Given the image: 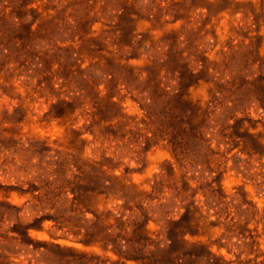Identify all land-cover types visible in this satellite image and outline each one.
Returning <instances> with one entry per match:
<instances>
[{"label": "rangeland", "instance_id": "rangeland-1", "mask_svg": "<svg viewBox=\"0 0 264 264\" xmlns=\"http://www.w3.org/2000/svg\"><path fill=\"white\" fill-rule=\"evenodd\" d=\"M145 222L126 264H264V0H0V264Z\"/></svg>", "mask_w": 264, "mask_h": 264}, {"label": "trees", "instance_id": "trees-1", "mask_svg": "<svg viewBox=\"0 0 264 264\" xmlns=\"http://www.w3.org/2000/svg\"><path fill=\"white\" fill-rule=\"evenodd\" d=\"M173 132V131H172ZM174 137H172L171 141L173 142ZM174 154L175 151H174ZM122 216L117 218V222H120ZM99 220V217L96 216V220L92 222V225L95 224ZM119 220V221H118ZM121 223V222H120ZM121 231L124 233L127 232L128 225L122 223ZM113 225L110 224L109 227L101 226L99 231L93 232L91 229H86L85 233L82 235L79 242H82L86 246L98 245L102 247L104 250L112 251L118 258L117 263L121 262L122 264H126V261L133 260L137 263H141L147 259L143 253L152 246V243L148 236H146V222L140 225L139 227V236L138 239H131L126 234H122L121 231L114 234L111 230ZM80 233H75V235H79ZM184 244H187V241H183ZM211 255L208 252L207 262L209 263V256ZM194 264V263H193Z\"/></svg>", "mask_w": 264, "mask_h": 264}]
</instances>
